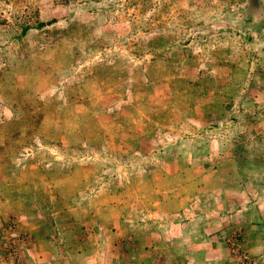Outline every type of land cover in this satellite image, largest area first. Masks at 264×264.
Listing matches in <instances>:
<instances>
[{
    "label": "rangeland",
    "instance_id": "374dc122",
    "mask_svg": "<svg viewBox=\"0 0 264 264\" xmlns=\"http://www.w3.org/2000/svg\"><path fill=\"white\" fill-rule=\"evenodd\" d=\"M0 264H264V0H0Z\"/></svg>",
    "mask_w": 264,
    "mask_h": 264
}]
</instances>
